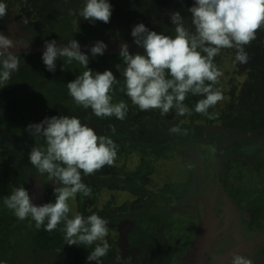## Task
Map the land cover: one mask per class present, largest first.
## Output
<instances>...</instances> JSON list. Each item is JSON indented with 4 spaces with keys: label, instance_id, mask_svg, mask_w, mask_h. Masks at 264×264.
Masks as SVG:
<instances>
[{
    "label": "flooded vegetation",
    "instance_id": "obj_1",
    "mask_svg": "<svg viewBox=\"0 0 264 264\" xmlns=\"http://www.w3.org/2000/svg\"><path fill=\"white\" fill-rule=\"evenodd\" d=\"M10 11L0 32L30 40L20 27L21 20ZM262 43L253 40L246 48L249 60L242 69L247 88L239 96L237 91L231 93L235 104L227 101L209 109L219 114L216 119L193 111L183 117L155 114L141 122L134 117L101 122L130 134L148 128V136L140 133L138 137L144 149L150 144L148 159L140 153H126L123 145L133 150L138 147L129 142L135 137L122 131L118 141L113 140L119 143L117 166L82 176L90 194L78 193L69 201L70 215L95 213L107 220L105 239L110 250L101 264H230L233 254L264 264V152L248 153L247 159L258 164L246 169L238 181L239 147L264 149V132H258L264 130ZM64 111L70 112L61 109L60 113ZM173 125L186 134L164 135L169 139L161 135ZM1 128L0 138L6 137L9 144L0 140V157H7L4 164L0 161V264H94L86 259L94 245L68 246L60 230L63 225L51 232L38 229L30 218L21 221L6 208L3 200L13 188L25 187L33 203L43 204L54 200V184L29 161L31 148L43 142L25 130L8 134ZM17 136L18 147L14 148L10 142L14 139L16 143ZM173 157L168 173L165 168ZM223 218L236 231L227 230Z\"/></svg>",
    "mask_w": 264,
    "mask_h": 264
},
{
    "label": "clouds",
    "instance_id": "obj_2",
    "mask_svg": "<svg viewBox=\"0 0 264 264\" xmlns=\"http://www.w3.org/2000/svg\"><path fill=\"white\" fill-rule=\"evenodd\" d=\"M189 18L179 11L169 14L174 35L149 30L143 23L131 29L133 43L143 53H130L129 45H119L120 63L114 65L122 79L111 70L94 72L88 67L89 55L81 51L78 41L70 39L60 44L53 39L45 41L42 62L45 69L55 73L57 60L65 58L71 64L78 62L85 70L66 84L68 95L85 110L98 118L115 117L123 121L129 110L124 100L113 102L112 93L119 91L141 111L158 110L167 115H191L194 111L209 120L218 117L209 109L221 102V90L214 87L223 73L215 63L223 49H235L234 63L247 64L245 48L264 31V0H194L187 9ZM78 26L80 18L89 22H110L112 5L108 0H84L77 12L68 10ZM8 15L7 4L0 2V20ZM31 40L9 38L0 32V85H6L18 70L21 50L29 49ZM107 45L96 41L89 49L91 57L102 56ZM10 49H16L11 51ZM191 95L198 97L192 109L185 104ZM26 132L42 141L29 152V161L41 175L46 174L54 187V200L35 204L25 187L13 188L3 203L19 220L28 218L39 229L55 231L58 226L68 246H93L87 261L101 264L110 245L107 220L93 213L71 214L69 201L76 195L87 197L90 187L82 176H91L104 167H111L117 159V145L107 135L83 124L79 118L67 115L45 117L39 123L27 125ZM111 131L115 133V128ZM170 134L185 135L179 125L168 129ZM39 187L43 188L42 185ZM230 264H253L247 256L233 254Z\"/></svg>",
    "mask_w": 264,
    "mask_h": 264
},
{
    "label": "trees",
    "instance_id": "obj_3",
    "mask_svg": "<svg viewBox=\"0 0 264 264\" xmlns=\"http://www.w3.org/2000/svg\"><path fill=\"white\" fill-rule=\"evenodd\" d=\"M15 1L18 3V0H0V2L7 4L8 12L12 10L17 19L21 20L20 27L27 31L25 34L30 36L32 46L39 50L21 51V63L18 70L6 85H0V126H2V132L10 134L19 130L23 131L27 125L39 123L45 117H51L54 114L66 115L65 113H69L70 117L75 114L77 116L74 117L79 118L81 122L117 121L115 117H96L90 109L85 110L78 107L68 95L66 84L85 70L78 62L73 61L69 64L65 58H60L56 62L55 73H50L45 69L41 56L45 41L55 39L58 43L65 44L68 40L74 39L79 42L81 51L89 55L88 67L90 69L94 72L111 70L118 80L122 79L114 67V65L121 62L119 48L111 49L108 53L105 51L102 56L98 55L94 58L91 57L90 52H86L96 41H102L100 35L105 34L103 30L109 25H113L114 21L119 20L117 8L119 5L115 6L114 0H108L112 5V15L109 23H99L100 21L92 23L80 18L77 26L73 23L75 17L70 16L68 10L73 9L78 12L83 7L84 0H19L20 3L18 4ZM161 1L131 0L128 8L132 9V13L137 10V13L143 14L141 16L146 21L144 25L149 30L174 35L169 14L176 11L182 14L186 8V0H165L166 2L162 3ZM124 6L126 7V5ZM125 14L129 15L128 12ZM5 19L6 17L0 20V30L5 24ZM102 24H104L103 28L101 27ZM132 40L133 37L126 42L129 45V52L142 54L143 49L136 46ZM255 40L264 44V31L258 32ZM225 60H227V52L223 49L215 57V63L219 65ZM112 95L113 102L124 100L128 103L129 110L125 119L134 117L133 119L141 122L148 120L150 116L160 114L158 110H139L119 91L114 90ZM197 99L199 98L189 95L185 104L192 108ZM60 108L68 109L70 112L64 111L61 114ZM168 114H175V111L173 110ZM4 157H0L2 164L5 163L3 161L7 158Z\"/></svg>",
    "mask_w": 264,
    "mask_h": 264
},
{
    "label": "rangeland",
    "instance_id": "obj_4",
    "mask_svg": "<svg viewBox=\"0 0 264 264\" xmlns=\"http://www.w3.org/2000/svg\"><path fill=\"white\" fill-rule=\"evenodd\" d=\"M114 1H115L114 2L115 6L119 5V6H117L118 13H119V20L118 21H114L113 25H109L105 30H103V32L105 34H101L100 35V39L107 45V48L105 50L106 53L110 52L111 49L119 48V45L122 42L126 43L127 41H130L132 39L131 29H132L133 26H135L138 23L146 24V21L141 16L143 14H141L139 12L137 13V10H135L134 13H132L131 12L132 9L128 8L129 5H130L131 0H114ZM166 1L162 0L161 3L162 2H166ZM189 1H191V0H186L185 1L186 8L184 9L183 13L181 14L182 17H185V18H189L190 17V14L187 11V9L193 5L194 0L191 1L192 4H191V2H190V4H188ZM15 3H17V2L15 1ZM18 3H20L19 0H18ZM124 5H126V7ZM127 12L129 13V15L125 14ZM99 23H102V22H99ZM103 26H104V24L101 25L102 28H103ZM132 42H133V40H132ZM250 45H247L246 48L248 46H250ZM246 48H245V50H246ZM224 50L227 52V60H225L222 64L217 65V67L220 69V71L223 73V75L220 77L219 82L216 85H214L215 88H217V89L222 91L223 97H224V99L221 102H219L218 105L222 104L223 102H227V101H231L232 103H234L231 100V98L233 96V95H231V93L233 91H237L238 96H239L240 94H242L244 92L243 89L246 86V84H245V86H243V84L245 83V78H244V74H243L244 70L242 69V66H244V64L241 65V64H238V63H234L235 49H224ZM86 52H89V49ZM237 86H238V90H236ZM245 88H247V86ZM73 116H74V114H73ZM92 128L94 130H95V128H97V131L98 130L99 131H101V130L103 131V129L100 128V126H96L95 128L94 127H92ZM106 128H108L107 129L108 132L113 134V136H114L113 139H115V143L118 141L117 135H119L122 131H124L121 128L114 127V126H109V127H106ZM112 128H115V133H113L111 131ZM127 129L128 130H133L134 128H127ZM140 133H145V135H143V136H148L149 135L148 128L139 129L138 132H134V134L133 133L132 134L126 133L130 137H135V139H131V141H129V142H130V144L132 146L140 148L141 150H139V152L136 151V150H133L132 148H126V147H124V145H123V148L127 149V150H125L126 153H130V154L140 153V154H143L146 159H148V155H149L148 152L149 151L146 150V149H149V148L146 146V149H144L145 146H143L141 139L138 137L139 135H141ZM161 135L162 136L168 135V137H172L173 134H170L169 131H164V133H161ZM121 137L125 138V134H122ZM154 137H158V136H153V138ZM164 137L166 139H169L166 136H164ZM5 138L6 137H1L0 140L4 141L5 144H9L8 140H6ZM145 140H146V138L144 139V141ZM10 144L14 148L18 147V136L16 137V143H15V141L13 139V141H11ZM37 145H40V144L37 143ZM149 145L150 144H148V146ZM241 147H239L238 152L240 151L241 153H243L245 150L243 148H241ZM257 148L256 149H250L249 151H245V152L260 153V154L262 152H264L263 151L264 149L263 150H259ZM4 153L8 154L7 150H4ZM174 159H176V158L173 157L172 159H170L167 167L165 168V169H167L166 172H168V173L172 172L171 169H172L173 166H172L171 163L174 162ZM9 160H10V158H9ZM203 177L204 176L202 175V178ZM259 192H263V191L256 190V193H259Z\"/></svg>",
    "mask_w": 264,
    "mask_h": 264
},
{
    "label": "water",
    "instance_id": "obj_5",
    "mask_svg": "<svg viewBox=\"0 0 264 264\" xmlns=\"http://www.w3.org/2000/svg\"><path fill=\"white\" fill-rule=\"evenodd\" d=\"M6 33V32H5ZM5 35V34H4ZM6 36H8L9 37V35H8V33H6ZM10 38H12V37H10ZM10 50H16V49H10ZM27 50H33V51H37V50H39V49H37V48H34V47H29V49H27ZM83 124H86V125H88V126H90V127H96V126H100V128H102L103 129V131L101 130V131H97V128H95V131H96V133H98L99 135H103V133H110V132H108L107 131V129L108 128H106V127H109V126H105V125H103V124H101L100 122H82ZM115 127V126H114ZM253 132V130H249L248 131V133H252ZM259 133H263L264 132V130H260V131H258ZM264 134V133H263ZM249 135V134H248ZM111 137V136H110ZM114 137V136H113ZM113 137H111V139L112 140H114L113 139ZM147 147H149V146H147ZM127 148V147H126ZM136 151H138L139 152V148H136L135 149ZM248 153H250V152H243V153H241L240 151L238 152V181L240 180L241 181V178H242V176L244 175V174H246V169L248 170V168L249 167H253V168H256V166H257V164L258 163H255V162H251V160H248L247 159V157L249 156L248 155ZM125 157H127L128 155L125 153V155H124ZM120 159H121V157H120ZM120 159H119V161L117 162V163H119L120 162ZM117 163H114V165L113 166H117ZM152 163H155V161L153 160L152 161ZM147 171V169H145V172ZM223 220L225 221V223H226V227H227V230H235L234 228H233V225H231L230 224V220L228 219V218H223ZM227 220H229V221H227ZM236 231V230H235ZM202 253H203V251L202 252H200V256H202Z\"/></svg>",
    "mask_w": 264,
    "mask_h": 264
}]
</instances>
